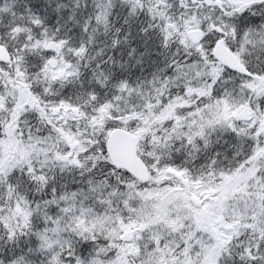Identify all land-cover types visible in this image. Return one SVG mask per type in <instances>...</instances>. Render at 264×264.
Returning <instances> with one entry per match:
<instances>
[{
  "label": "snow or ice",
  "instance_id": "1",
  "mask_svg": "<svg viewBox=\"0 0 264 264\" xmlns=\"http://www.w3.org/2000/svg\"><path fill=\"white\" fill-rule=\"evenodd\" d=\"M0 264H264V0H0Z\"/></svg>",
  "mask_w": 264,
  "mask_h": 264
}]
</instances>
